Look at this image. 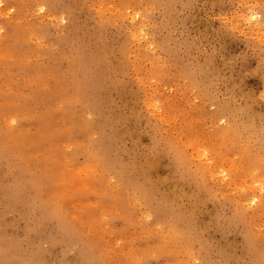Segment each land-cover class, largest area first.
Listing matches in <instances>:
<instances>
[{
	"label": "rangeland",
	"instance_id": "374dc122",
	"mask_svg": "<svg viewBox=\"0 0 264 264\" xmlns=\"http://www.w3.org/2000/svg\"><path fill=\"white\" fill-rule=\"evenodd\" d=\"M0 264H264V0H0Z\"/></svg>",
	"mask_w": 264,
	"mask_h": 264
},
{
	"label": "bare ground",
	"instance_id": "6f19581e",
	"mask_svg": "<svg viewBox=\"0 0 264 264\" xmlns=\"http://www.w3.org/2000/svg\"><path fill=\"white\" fill-rule=\"evenodd\" d=\"M155 1V0H154ZM139 2V1H138ZM137 4V3H136ZM135 6V5H134ZM103 11V10H102ZM236 23V22H235ZM42 36V35H41ZM66 38V37H65ZM76 65V64H75ZM77 65H78V63H77ZM79 68V67H78ZM153 70V69H152ZM169 71V70H168ZM152 72V71H151ZM154 72V71H153ZM197 78V77H196ZM85 109V108H84ZM78 112V111H77ZM16 117V116H15ZM83 121V120H82ZM232 140V139H231ZM215 145V144H214ZM78 146V145H77ZM96 147V146H95ZM222 150V149H221ZM223 151V150H222ZM178 152V151H177ZM36 163V162H35ZM34 163V164H35ZM260 163V162H259ZM98 169V168H97ZM181 169H182V167H181ZM185 170V169H184ZM185 172V171H184ZM119 175V174H118ZM244 175V174H243ZM247 176V175H246ZM253 178V177H252ZM192 179V178H191ZM249 179H250V177H249ZM130 182H132V181H130ZM263 182V181H262ZM121 189V188H120ZM206 190V189H205ZM250 195V194H249ZM255 195V194H254ZM138 197H140V196H138ZM255 197V196H254ZM254 197L252 196L250 199H252V200H254ZM259 197V196H258ZM101 198V197H100ZM129 199V198H128ZM192 200V199H191ZM226 201V200H225ZM164 204V203H163ZM259 204V203H258ZM261 206V205H260ZM237 207V206H236ZM141 209V208H140ZM126 210V209H125ZM241 212V211H240ZM50 213V212H49ZM139 215V214H138ZM137 215V216H138ZM45 216V215H44ZM54 218V217H53ZM78 220V219H77ZM249 220V219H248ZM157 221V220H156ZM244 221V220H243ZM162 222V221H161ZM132 223V222H131ZM67 224V223H66ZM126 225V224H125ZM124 225V226H125ZM123 226V225H122ZM258 226V225H257ZM148 228V227H147ZM227 228V227H226ZM125 230V229H124ZM135 232V231H134ZM91 233V232H90ZM257 238V237H256ZM133 239V238H132ZM192 239V238H191ZM102 241V240H101ZM251 241V240H250ZM255 242V241H254ZM258 242V241H257ZM110 245V244H109ZM112 246V245H111ZM90 247V246H89ZM83 248V247H82ZM87 254V253H86ZM117 259V258H116ZM209 260V259H208ZM123 261V260H122Z\"/></svg>",
	"mask_w": 264,
	"mask_h": 264
}]
</instances>
